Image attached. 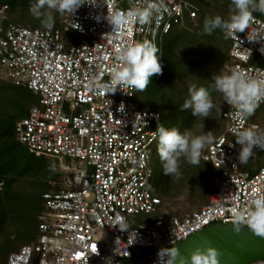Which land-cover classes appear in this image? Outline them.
Here are the masks:
<instances>
[{
  "label": "built area",
  "instance_id": "2783aa9c",
  "mask_svg": "<svg viewBox=\"0 0 264 264\" xmlns=\"http://www.w3.org/2000/svg\"><path fill=\"white\" fill-rule=\"evenodd\" d=\"M83 2L85 6L73 16L60 13L59 26L51 29L1 24L7 19V6L0 7V71L38 100L15 124L16 140L35 157L55 160L61 173L58 186L51 185L55 190L41 195L35 241L10 252L6 264H106L108 257L112 264H136L137 248L151 250L146 264H155L159 248H173L210 225L233 223L234 211H242L254 194L264 193V167L251 172L240 168L245 163L236 159L239 146L233 131L262 132L261 127L247 116L242 123L234 120L235 110L224 102L219 117L222 132L201 149L199 157L219 171L207 203L129 232L113 227L117 213L128 220L131 215L150 214L162 203L149 189L156 142L152 131L160 114L134 102L135 90H126L129 95L105 93L98 85L110 81V70L119 63V48L144 40L158 48V40L172 26L183 25L186 17L195 19L197 8L187 0H163L165 8L149 23L117 26L108 24L103 15L143 7L146 0ZM252 29L264 30V18L253 15L249 29L238 34L242 44L224 32L230 42L224 75L240 71L264 79V67L255 60L264 58L260 45L245 39ZM70 33L80 37L76 44L64 37ZM244 48L251 50L248 59L242 56ZM159 60L163 67L160 56ZM121 103L124 112L117 110ZM261 105L264 100L255 109ZM253 151L249 160L264 156V150ZM2 184L0 180V188ZM260 263L264 261L251 264Z\"/></svg>",
  "mask_w": 264,
  "mask_h": 264
},
{
  "label": "clouds",
  "instance_id": "9594fccd",
  "mask_svg": "<svg viewBox=\"0 0 264 264\" xmlns=\"http://www.w3.org/2000/svg\"><path fill=\"white\" fill-rule=\"evenodd\" d=\"M232 5L233 9L227 19L220 15L205 17L203 32L211 34L220 29L242 44L243 40L238 34L249 29L253 12L264 14V0H259V3L257 0H232ZM82 6H85L83 0H34L29 6V11L35 18L41 20L45 28L51 29L54 24L53 10L61 14L70 13L73 16ZM95 8H99V5ZM164 8L163 0H146L143 7L133 6L126 12L114 11L104 14L103 19L108 24L117 26L130 25L137 21L140 24H147ZM95 18L99 20L101 16L97 15ZM245 39L250 43H258L260 45L258 51L264 55V30L247 31ZM157 53L158 48L149 40L126 44L118 49L119 63L111 68L110 81L98 86L104 89L105 93L120 91L122 94L129 95L126 90L143 91L150 83L151 77L162 72ZM242 56L248 59L251 56V50L244 48ZM6 80L9 81L7 78ZM213 87L222 94L224 102L235 110L232 114L233 119L239 123L252 114L258 103L264 100V79L248 76L240 71L216 76ZM214 108L219 111V108L213 104L208 89L196 85L188 89V98L185 99L182 110L191 109L193 116L208 118ZM117 110L124 112V104L121 103ZM233 131L236 132L235 143L239 146L236 159L240 164L248 162L254 154V148L264 150V132H258L254 128L233 129ZM152 137L157 141V152L162 163L163 174L177 179L181 175L179 158L183 156L189 163L199 164L201 149L214 140L211 131H205L203 125H201L200 134L194 135L191 130L181 132L176 127L169 128L163 124H157L152 131ZM241 225H246L254 235L264 237V193L254 194L242 211H234L233 230L239 232ZM113 227L121 232H129L131 229L127 218L119 213L114 217ZM156 255L155 264H219L218 252L212 247H196L187 256L177 248L161 247ZM106 264H112L111 257L106 258Z\"/></svg>",
  "mask_w": 264,
  "mask_h": 264
},
{
  "label": "rangeland",
  "instance_id": "374dc122",
  "mask_svg": "<svg viewBox=\"0 0 264 264\" xmlns=\"http://www.w3.org/2000/svg\"><path fill=\"white\" fill-rule=\"evenodd\" d=\"M201 1L203 6L207 9L209 16L220 15L222 18L227 19L233 9L232 0ZM257 2L259 3V0H257ZM121 6H125V3H121ZM253 15L258 18H262V15L264 14H261L260 12H253ZM12 16L16 23L23 26L44 27L40 19L35 18L30 12L26 10L21 12L17 11ZM53 16L54 21H59L61 14L53 10ZM57 26H59V23ZM64 37L67 38L72 44H76L80 38L76 34L72 33L66 34ZM206 40H208L209 43L213 41L214 45L216 44V48L220 50L221 54L226 53V51L228 52L229 50L230 42L224 35V32L220 29H217L216 32L211 34H207ZM255 60L259 65L264 67V58L256 57ZM212 69L214 71H211V69L207 70L206 67L200 65L199 71L197 74H195V77L197 78L195 85L197 87L203 85V87L208 89L213 104L217 106L219 110H221L224 106L223 96L214 89L213 84L214 78L218 76V74L224 75V72L221 71L219 67H214ZM212 72L214 73L212 74ZM0 78L6 82L3 83V89L4 93L7 95L6 97H1V99L4 103L5 111H8L10 114L7 115L9 119L13 120L14 115L16 114L19 117L23 116V114L27 113L32 106L37 104V96L31 91L26 92L25 90L20 89V92H26V94L21 95V93H15V90H12L13 88L11 87L10 82L6 80L2 71H0ZM16 95H21V101L19 103L17 101ZM133 100L142 108L149 107L150 105L160 101L155 91L151 89L150 92L149 88H145L143 91L135 90ZM216 113L217 110L214 108L208 118L199 117V126H194V128L191 130L192 133L194 135H199L201 132V125H203V129L205 131H211L213 137L221 134L222 124L219 120V111L218 115ZM217 116L219 117L217 118ZM247 118L253 122H256L261 127L262 132H264V105H261L258 109H255L252 114L247 116ZM14 137V134L9 131L8 138L10 141L11 139H14ZM14 149L24 154V161L28 160L24 145L15 144ZM157 153L158 152L153 153V158L157 155ZM180 158L184 163V157L181 156ZM31 162L33 167L30 169L29 173L18 180L16 184L12 185V190H15L18 193L17 198L14 199L12 193L9 191H6L2 194V196L4 195L6 198L0 197L3 199V204L6 203L5 205L8 207L6 212L11 215L12 226L17 225L20 231H25L26 233L30 232L29 238L28 240L27 237L23 238V233L19 231L18 237L21 241L18 243L16 240L17 237L14 234V228L8 227L7 235L12 245L9 244V249L7 252L4 249H6L8 245L4 247L5 241H3L2 237H0V264H6L10 247H13L14 250H17L24 243L29 244L35 241V226L37 225V216L43 210V200L41 198V194L47 191H54L55 189L52 186H56L59 179L61 178V173L58 172L57 163L55 160L48 158L44 160L33 159ZM193 166H198V168L202 169V171L205 172L204 175L198 174L200 172L198 170H196L197 172L195 171L196 175L193 171L192 173H184V176L181 177L178 186L176 187L177 184L173 186L174 189L171 197L160 196L162 203L157 206L154 212L150 214H136L128 217V222L131 225V228L139 225H150L155 219L162 218L165 215L182 216L184 214L198 210L201 206L206 204L209 200L210 194L216 189L219 182V171L203 163L193 164ZM260 166L264 167V156L261 155L249 160L240 168L246 170L247 172H251L253 168ZM211 174L213 176H211ZM149 189L153 192L151 182L149 184ZM0 208L3 210L6 208V206ZM99 232V236L101 235L102 238L106 237L107 233L105 231ZM25 240L27 241L25 242Z\"/></svg>",
  "mask_w": 264,
  "mask_h": 264
},
{
  "label": "trees",
  "instance_id": "16d2710c",
  "mask_svg": "<svg viewBox=\"0 0 264 264\" xmlns=\"http://www.w3.org/2000/svg\"><path fill=\"white\" fill-rule=\"evenodd\" d=\"M187 1L192 3L197 8L196 17L193 21L187 19L186 17L183 25L172 26L171 29L166 34L162 35L160 40H158L159 56L163 63L162 72L159 75H153L150 79V83L146 87L150 89V92L151 89L154 90L158 99H160L159 102L157 101L158 103H154L146 108L154 109L160 114L159 124H163L165 127L169 128L176 127L181 132L185 130H192L194 126L200 123L198 119L199 116H193L191 114V109L182 110V105L185 99L188 98V89L192 85H195L197 81L195 74L199 71L200 65L206 67L207 70L211 69L212 71V68L219 67L221 71H223V65L228 59L227 51L226 53L221 54L220 50L216 48V44L214 45L213 41L209 43L208 40H206L207 34L203 32V21L205 17L209 16V14L207 9L201 3L202 1ZM33 2L34 0H0V7L6 5L8 8L7 19L1 22V24L15 22L12 15H14L17 11L21 12L26 10L30 12L29 6ZM262 18H264V15H262ZM57 25L58 21H54L52 28L58 27ZM214 32H216V30ZM213 73L214 72H212V74ZM3 83L6 82L0 78V180L3 181L0 188V197H4L2 194L9 191L12 193L14 199H16L18 193L15 190H12V185L16 184L18 180L29 173L30 169L33 167L31 162L33 159L44 160L46 158L35 157L26 149V157L28 160L25 158L27 161H24V154L14 149V145L20 143L15 139V137L14 139L17 142L14 139H11L10 141L8 138L9 131L15 136V124L20 119L25 118L29 111L20 117L17 116V114L14 115L13 120L7 117V115L10 114L8 111H5V106L1 99V97H6L7 95L4 93ZM10 84L13 88L12 90H15V93L17 92V94L21 93V95H25L27 91H30L25 87L15 86L12 83ZM20 89L25 90L26 92L22 93L20 92ZM21 95H16L18 103L21 101ZM36 101L38 102V100ZM221 111L222 109L219 110V115ZM216 114L218 115V111ZM218 117L219 116H217V118ZM156 152L157 141L154 145V153ZM199 161V163L207 164L200 159ZM179 165L181 175L178 179L171 175H164L162 163L157 153L152 160L153 175L151 180V187L155 195H159V197H171L174 189L173 186L176 184V187L178 186L181 177L184 176V173H192V171L195 173L196 170L200 171L198 173L200 175H204L205 173L202 169L198 168V166H193V164L189 163L185 157L184 163L181 158H179ZM207 165L213 168L211 165ZM211 176L213 175L211 174ZM2 204L3 199L0 198V207L6 206L3 210L0 208V237H2L3 241H5L4 247L8 245L6 249H4L8 252L9 244L12 245L7 235L8 227L14 228V234L17 237L16 240L18 243L21 241L18 237L20 230L17 225L12 226L11 215L6 212L8 207L5 205L6 203L3 204L4 206ZM35 228L36 233L37 225ZM20 232L23 233V238L27 237L28 240L30 232ZM27 240H25V242ZM12 251L15 250L13 247H10L9 253Z\"/></svg>",
  "mask_w": 264,
  "mask_h": 264
},
{
  "label": "water",
  "instance_id": "95a60500",
  "mask_svg": "<svg viewBox=\"0 0 264 264\" xmlns=\"http://www.w3.org/2000/svg\"><path fill=\"white\" fill-rule=\"evenodd\" d=\"M196 247L216 249L219 264H251L264 261V237L254 235L243 225L236 232L233 230V223H216L177 243L173 248L187 256ZM150 252L149 249H135V263L146 264V255Z\"/></svg>",
  "mask_w": 264,
  "mask_h": 264
},
{
  "label": "bare ground",
  "instance_id": "6f19581e",
  "mask_svg": "<svg viewBox=\"0 0 264 264\" xmlns=\"http://www.w3.org/2000/svg\"><path fill=\"white\" fill-rule=\"evenodd\" d=\"M260 264H264V263H260Z\"/></svg>",
  "mask_w": 264,
  "mask_h": 264
}]
</instances>
